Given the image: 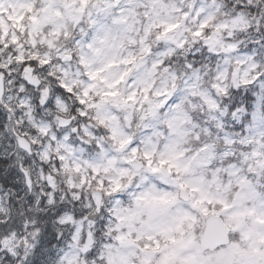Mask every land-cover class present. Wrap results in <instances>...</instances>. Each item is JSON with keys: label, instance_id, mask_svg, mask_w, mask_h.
I'll use <instances>...</instances> for the list:
<instances>
[{"label": "snow or ice", "instance_id": "6c2138e0", "mask_svg": "<svg viewBox=\"0 0 264 264\" xmlns=\"http://www.w3.org/2000/svg\"><path fill=\"white\" fill-rule=\"evenodd\" d=\"M261 3L248 0L258 12L246 14L229 12L221 0H0V111L8 114L0 159L11 161L8 176L26 195H38L25 203L19 190H0V251L27 264L28 234L43 219L33 217V205L55 207V177L65 174L69 189L87 190L92 212L57 209L53 222L69 230L53 234L63 244L55 264H261L259 247L229 237L240 230L247 238L249 217L264 224V214L248 206L260 187L252 178L264 181V145L249 148L215 115L224 113L217 96L257 81L264 87ZM197 52L207 57L194 70L189 57ZM177 63L190 75L182 77ZM44 71L55 91L41 85ZM202 72L211 91L200 83ZM65 96L90 121L72 129L81 132L79 148L44 114L53 105L66 112ZM205 110L204 119L194 115ZM56 121L61 129L69 123ZM105 140L128 155L117 161ZM93 149L96 159L83 156ZM8 183L0 176V185ZM105 212L98 233L92 217Z\"/></svg>", "mask_w": 264, "mask_h": 264}, {"label": "clouds", "instance_id": "9594fccd", "mask_svg": "<svg viewBox=\"0 0 264 264\" xmlns=\"http://www.w3.org/2000/svg\"><path fill=\"white\" fill-rule=\"evenodd\" d=\"M221 2L225 5L226 9L231 12L233 9L235 12H240L243 10L246 14L250 12H258V9H248L247 3L248 0H221ZM259 2V0H257ZM261 8H264V3L260 4ZM41 53L48 52L49 49L46 47H42L40 49ZM53 56L55 55L52 53ZM206 59V53L197 52L195 55L189 57L191 62L194 65L195 69H200L202 64L204 63V59ZM57 61L54 60V64ZM214 63V62H213ZM176 70L181 74L182 77L185 75H190L188 70L183 69L182 65L177 63L174 65ZM22 71V69H21ZM41 85L43 87H47L52 91H55L57 85L55 81L48 77L46 71L38 73ZM166 74L161 73L157 76V81H160L163 76ZM201 85L204 90L211 91V78L209 75H206L202 72V80ZM261 81H257L255 85L250 88H240V89H231L228 96H217L216 99L219 102L221 108L224 110L223 115L220 112L215 113V115L219 116L220 119L224 123V132L234 133L237 139H247L250 141L249 148L258 147L264 145V87H261ZM5 100L4 103H8L7 95L8 89H5ZM12 95H15V87H13ZM59 95V93H57ZM180 95V94H178ZM213 95L215 93L213 92ZM177 97H173L170 100V103H174ZM193 103L199 104L200 101L197 98H191ZM65 103L67 105L68 110L66 112H59L55 109L53 105L52 109L49 111L45 109V115L47 116V122L50 123L55 131L61 134V138L67 135L69 139V143L73 144L77 148L80 147V141L78 137L81 135V132L73 133V128H80L81 125H89L90 121L87 119H82L79 117L77 111L75 109L78 107L75 101L65 96ZM15 104V101H12ZM236 113V117H233V113ZM7 113H5L6 118L3 120L7 122ZM123 113H121V116ZM194 115L197 116L198 119H204L208 113L205 110L203 113L197 112ZM60 117L66 121H68V125L65 128L56 127V118ZM215 131V129H214ZM223 134V133H222ZM4 143H9L8 140H4ZM91 145H87L86 148H91ZM105 147L108 149L109 155L114 157L117 161L122 160L125 156L128 155L127 152L118 151L115 149V146L111 144V142L105 140ZM80 153L77 152V156ZM97 151L93 149L91 152L85 151L83 156L87 159L94 160L97 158ZM72 159V157H70ZM264 159V157H262ZM43 166V165H40ZM12 167L11 161H9L5 168L9 171ZM259 172V169H257ZM67 175L59 174L55 177L58 199L55 207H49L47 205L43 206L42 210H37L36 206L33 205V217H43V219L39 220V229L36 231L35 236L31 235V230L28 234V238L31 241L32 246L27 251V264H55V258L57 255V251L63 244H58L57 239H53V234L60 229L61 231L67 233L68 228L65 226L57 225L53 221L56 216L57 209L61 206H66L68 209L73 210L77 215L80 216H88L92 209L87 207L89 203L88 193L86 189H69L65 184L67 180ZM35 182V177L33 178ZM73 179L76 183H79V176L74 175ZM253 185L260 184V187L257 191H255L251 198V203L248 205L251 208L256 209L257 213L264 214V181H258L256 178H252ZM154 182L161 183L158 178L154 179ZM161 186L163 184L161 183ZM22 184H20L17 188H13L12 186H4L0 185V190H4L5 188L10 192H15L17 190L20 191L21 196L23 197L25 203L29 199V196H36L38 198L37 192L34 191L31 194L26 195L22 190ZM136 189L133 187L130 191H135ZM71 191H80L81 195L84 197L79 201H73L70 196ZM62 196L63 199H59ZM124 201L128 200V194L122 193L119 197ZM108 198H106L105 208L109 206ZM103 217V220L100 217ZM97 220L96 231L99 233L101 230V225L104 221L107 220V213H101L98 216L92 217ZM246 230L249 232L248 237L246 238L243 235V232L237 230L233 232L229 239L239 244L241 247H248L249 245L253 247H259L262 252H264V245L261 243V238L264 237V224L257 223L254 218L249 217L247 220ZM98 240L101 239V236L98 235ZM25 254V250L23 248L18 249V255L23 257ZM91 259V258H90ZM0 264H20V261L16 257H9L7 252L0 251ZM96 264H101L100 261H97ZM264 264V261L261 262Z\"/></svg>", "mask_w": 264, "mask_h": 264}, {"label": "trees", "instance_id": "16d2710c", "mask_svg": "<svg viewBox=\"0 0 264 264\" xmlns=\"http://www.w3.org/2000/svg\"><path fill=\"white\" fill-rule=\"evenodd\" d=\"M1 122V121H0ZM4 160V159H3ZM0 168H2V166H0ZM0 176H2L4 179H6V180H8L9 181V183H11V181H10V179L6 176V174L5 173H0ZM13 179V178H12ZM9 183L7 184V186L9 185ZM12 186V185H11Z\"/></svg>", "mask_w": 264, "mask_h": 264}, {"label": "rangeland", "instance_id": "374dc122", "mask_svg": "<svg viewBox=\"0 0 264 264\" xmlns=\"http://www.w3.org/2000/svg\"><path fill=\"white\" fill-rule=\"evenodd\" d=\"M11 185H13V184H12V183H10V185H9V186H11ZM13 186H17V187H18L19 185H16V183H15V185H13Z\"/></svg>", "mask_w": 264, "mask_h": 264}]
</instances>
